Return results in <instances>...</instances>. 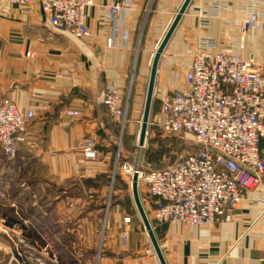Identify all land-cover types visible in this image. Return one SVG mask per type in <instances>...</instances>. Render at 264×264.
Returning a JSON list of instances; mask_svg holds the SVG:
<instances>
[{
    "label": "crops",
    "instance_id": "1",
    "mask_svg": "<svg viewBox=\"0 0 264 264\" xmlns=\"http://www.w3.org/2000/svg\"><path fill=\"white\" fill-rule=\"evenodd\" d=\"M116 1L127 6L110 46L107 7ZM183 2L97 0L86 11L89 32L83 38L52 27L39 1L30 6L0 4V100L9 97L20 108L37 110L17 156L7 158L0 147L6 180H14L8 175L12 169L26 179L21 196L9 202L19 205L18 218L27 234L51 236V242L66 236L73 264L82 258L85 264H160L142 220L133 213L131 202L136 205L128 193L132 184L123 178L111 180L117 173L121 122H126L131 139L137 108L122 101L119 121L103 97L108 85L124 94L134 71L136 79L145 76ZM249 11H264V0L191 1L158 64L154 96L159 105L186 85L193 54L203 39L264 62V31L254 27L244 39L239 33ZM69 109L79 115H68ZM122 144L120 150L127 154ZM88 145L97 150V159L84 156ZM108 203L115 206L105 215L101 205ZM127 216L130 221H125ZM153 227L167 264H264V177L243 192L230 221Z\"/></svg>",
    "mask_w": 264,
    "mask_h": 264
},
{
    "label": "built area",
    "instance_id": "2",
    "mask_svg": "<svg viewBox=\"0 0 264 264\" xmlns=\"http://www.w3.org/2000/svg\"><path fill=\"white\" fill-rule=\"evenodd\" d=\"M36 1L52 27L77 38L88 34L86 11L97 0H0V4L30 6ZM126 6L121 1L108 4L110 46ZM254 27L264 31V11H249L239 27L241 38ZM122 99L116 86L105 88L104 104L119 121ZM67 113L79 115L75 109ZM36 114V109L20 108L9 97L0 100V147L7 158H15L27 142L25 131ZM148 126L191 133L200 146L164 168L124 165L131 178L137 175L139 188L142 184L147 188L151 222L203 226L232 220L243 192L264 177V62L223 49L217 40L203 39L193 54L186 85L161 100ZM83 153L87 159L98 158L91 145Z\"/></svg>",
    "mask_w": 264,
    "mask_h": 264
},
{
    "label": "rangeland",
    "instance_id": "3",
    "mask_svg": "<svg viewBox=\"0 0 264 264\" xmlns=\"http://www.w3.org/2000/svg\"><path fill=\"white\" fill-rule=\"evenodd\" d=\"M137 68V61L135 63ZM150 68L146 69L145 76L136 79V71H134L132 81L127 91L124 92L123 99L127 105L133 106V109L138 111V121L136 122V130L133 137L127 135L125 131L126 122H121L122 137L118 146L117 153V167L116 175L113 182L117 178H123L128 185L131 183V176L124 170V165H140L144 169L164 168L175 163L177 160L186 157L189 153L195 152L199 149L195 137L191 133H171L167 130L158 127L148 126L146 140L143 146L138 143V130L141 127V120L143 116L145 100L147 95V88L150 76ZM137 70V69H135ZM159 106L157 97H153L151 113ZM151 115V114H150ZM140 131V130H139ZM121 141H123L122 148L124 154L120 150ZM128 143V147L127 146ZM264 156V149H263ZM3 162L0 161V168ZM0 169V175H2ZM0 178V264H73L68 260L70 253V241L66 236L56 237V241L51 236L33 235L30 232L27 234L24 222L18 218L19 205L11 204L9 199L21 196L23 189L21 185L26 181L23 174H19L17 170L12 169V173L8 175L14 180H6L7 174ZM131 186V185H130ZM130 191V190H129ZM130 195L132 194L129 192ZM143 205L146 209H150L147 201V188L142 184L139 188ZM132 196V195H131ZM133 213L136 212L138 219H141L137 208L131 202ZM103 206V214L109 212V208H114V204L108 203ZM126 211H130V206L127 207L125 203L120 204ZM151 210V209H150ZM129 217V216H127ZM151 219V218H150ZM152 226L155 223L152 221ZM154 228V227H153ZM53 241L51 242V240ZM59 239V242H57ZM95 262L98 259V253L95 252ZM71 257V256H69ZM82 257V256H81ZM83 259V258H82ZM81 261L77 264H85Z\"/></svg>",
    "mask_w": 264,
    "mask_h": 264
},
{
    "label": "water",
    "instance_id": "4",
    "mask_svg": "<svg viewBox=\"0 0 264 264\" xmlns=\"http://www.w3.org/2000/svg\"><path fill=\"white\" fill-rule=\"evenodd\" d=\"M192 0H184L183 4L181 5L179 11L177 12L174 20L172 21L169 29L167 30L166 34L164 35L162 41L160 42L159 46L157 47L152 64H151V70H150V76H149V82H148V88H147V95L145 100V106L143 111V116L141 120V127L138 135V142L140 146H143L146 140L147 135V129H148V122L149 117L151 114V107L154 97V89H155V82H156V76H157V70H158V64L160 61V58L164 52V49L169 42L171 36L173 35L177 25L179 24L182 16L185 14L189 4ZM132 195L134 198V202L136 205V208L138 210V213L141 217V220L143 222L144 228L147 231L150 240L152 242V245L156 251L157 257L160 261V264H167L166 259L164 257V254L162 252L160 243L156 237L154 228L152 226L151 220L146 212V209L143 205L140 191H139V184H138V177L137 175H134L132 177Z\"/></svg>",
    "mask_w": 264,
    "mask_h": 264
},
{
    "label": "bare ground",
    "instance_id": "5",
    "mask_svg": "<svg viewBox=\"0 0 264 264\" xmlns=\"http://www.w3.org/2000/svg\"><path fill=\"white\" fill-rule=\"evenodd\" d=\"M139 143V142H138ZM140 146V145H139ZM131 181H132V178H131Z\"/></svg>",
    "mask_w": 264,
    "mask_h": 264
}]
</instances>
